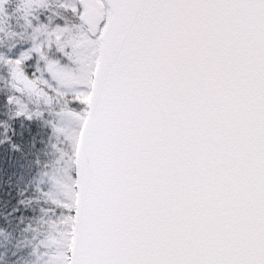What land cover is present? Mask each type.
<instances>
[{"label": "snow or ice", "instance_id": "6c2138e0", "mask_svg": "<svg viewBox=\"0 0 264 264\" xmlns=\"http://www.w3.org/2000/svg\"><path fill=\"white\" fill-rule=\"evenodd\" d=\"M0 264H264V0H0Z\"/></svg>", "mask_w": 264, "mask_h": 264}]
</instances>
